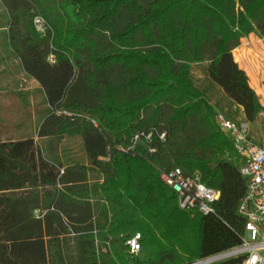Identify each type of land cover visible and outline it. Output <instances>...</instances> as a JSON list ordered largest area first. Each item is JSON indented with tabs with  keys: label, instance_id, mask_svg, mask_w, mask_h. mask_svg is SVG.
Returning <instances> with one entry per match:
<instances>
[{
	"label": "trees",
	"instance_id": "obj_1",
	"mask_svg": "<svg viewBox=\"0 0 264 264\" xmlns=\"http://www.w3.org/2000/svg\"><path fill=\"white\" fill-rule=\"evenodd\" d=\"M0 1L8 44L48 104L36 139L0 140V264H187L238 246L247 178L191 69L205 62L256 120L264 106L232 50L251 33L264 41V0ZM74 136L86 163L63 164L50 142ZM173 168L219 192L213 213L178 207L161 178Z\"/></svg>",
	"mask_w": 264,
	"mask_h": 264
},
{
	"label": "rangeland",
	"instance_id": "obj_2",
	"mask_svg": "<svg viewBox=\"0 0 264 264\" xmlns=\"http://www.w3.org/2000/svg\"><path fill=\"white\" fill-rule=\"evenodd\" d=\"M241 44V43H240ZM253 49V58L261 68V83L264 85V41L257 38L246 40L242 43V55L247 49ZM251 57V56H250ZM195 83L207 94L215 109L232 121L239 123L246 121L243 112L237 108L223 93L222 89L210 81L206 74V63L194 64L191 69ZM27 74L19 58L9 46L0 51V140L18 139L24 136H34L42 118L48 108L41 87L33 91L22 89L28 87ZM30 79V78H28ZM27 91V92H26ZM264 101V95H261ZM248 122V134L253 143L263 146L264 130L260 113L258 118ZM47 150L48 144L42 142ZM52 155L63 164L71 162L86 163V155L79 136L60 137L52 140ZM51 155V156H52ZM52 156V157H53ZM67 254L76 260L75 244L70 239L67 242Z\"/></svg>",
	"mask_w": 264,
	"mask_h": 264
},
{
	"label": "built area",
	"instance_id": "obj_3",
	"mask_svg": "<svg viewBox=\"0 0 264 264\" xmlns=\"http://www.w3.org/2000/svg\"><path fill=\"white\" fill-rule=\"evenodd\" d=\"M35 30L44 35L46 23L40 15L33 17ZM48 60L54 62L53 55ZM264 130V110L260 112ZM216 120L222 131L232 139L234 149L241 157L240 172L247 178L246 192L240 200L238 213L246 218L241 243L223 253H218L196 260L193 264H212L221 259L244 255L238 264H264V144L259 146L248 134V122L236 123L216 111ZM164 134H161L163 137ZM135 135L134 139H137ZM161 178L176 194L178 207L190 213H213V203L219 192L206 186L197 172L184 175L180 168H173L161 173ZM38 216L39 211H34ZM140 235L136 233L126 241L131 253L139 250Z\"/></svg>",
	"mask_w": 264,
	"mask_h": 264
},
{
	"label": "crops",
	"instance_id": "obj_4",
	"mask_svg": "<svg viewBox=\"0 0 264 264\" xmlns=\"http://www.w3.org/2000/svg\"><path fill=\"white\" fill-rule=\"evenodd\" d=\"M7 20H8L7 11H6L3 3L0 1V51L2 49H5L7 47V45L9 46L8 40L6 38ZM253 38H257L263 44V40L256 33H251L247 37H243L241 39V44L232 50V55H233L234 60L239 65V67L242 68L246 72V74L248 76L249 85L253 88V90L258 95L261 105L264 106V101L261 99V95H264V85L261 83V81H260L261 79H259V77H261L260 74L262 71H261V68H260L258 62H255V58H253V56H252L253 49H251V48L247 49L245 55L239 57V59H236V57H235V50L241 48L242 43H244L246 40L253 39ZM10 49L11 48L9 46V50ZM28 78H30V79H28ZM28 78H27V81H28L27 84H29V86L25 87V85H24V87L22 89H27L28 91H30V90L33 91L35 88H38L40 86L39 83L35 79H33L29 76H28ZM239 108L242 111V108L241 107H239ZM1 140H4V139H1Z\"/></svg>",
	"mask_w": 264,
	"mask_h": 264
},
{
	"label": "water",
	"instance_id": "obj_5",
	"mask_svg": "<svg viewBox=\"0 0 264 264\" xmlns=\"http://www.w3.org/2000/svg\"><path fill=\"white\" fill-rule=\"evenodd\" d=\"M194 262H196V261H193V262H190V263H187V264H193Z\"/></svg>",
	"mask_w": 264,
	"mask_h": 264
}]
</instances>
